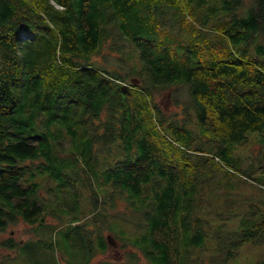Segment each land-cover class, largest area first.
<instances>
[{"label":"trees","instance_id":"1","mask_svg":"<svg viewBox=\"0 0 264 264\" xmlns=\"http://www.w3.org/2000/svg\"><path fill=\"white\" fill-rule=\"evenodd\" d=\"M20 220L0 264H88L107 233L122 264H264V0H0V234Z\"/></svg>","mask_w":264,"mask_h":264},{"label":"rangeland","instance_id":"2","mask_svg":"<svg viewBox=\"0 0 264 264\" xmlns=\"http://www.w3.org/2000/svg\"><path fill=\"white\" fill-rule=\"evenodd\" d=\"M140 63V61H138ZM110 68V67H109ZM133 76V75H132ZM130 77V76H129ZM131 78V77H130ZM137 78V77H136ZM156 101L161 105L165 111L167 112H179L181 114V106H176L172 102V92L170 89H165L163 90L160 94L156 96ZM251 136L253 135H260L258 132H252L250 134ZM262 147L258 144V142L254 143L252 145L251 151L254 153H259L261 155ZM240 152L242 153L243 156L249 154V150L242 148L240 149ZM250 189V188H248ZM51 221L52 219L49 218ZM28 228H30V225L24 223L23 221H19L18 223L12 225V230L11 231H6L4 234H0V239L8 237V234H13V237L16 240H24L30 236L31 233L28 232ZM106 236H110V238L113 240L112 242L109 243V248L108 250L103 253V254H98L93 257V259L88 263V264H122L126 259V252L128 250H135L137 254L139 255V259L141 263H145V260L143 258V255L141 254L140 251L134 248L130 247H123L122 243L118 240H116L111 234H106ZM108 241V239H107ZM250 244H244L240 248V254L234 259L230 261V264H253L254 257L256 255V251L253 248H248ZM128 264H134L128 263ZM139 264V263H137Z\"/></svg>","mask_w":264,"mask_h":264},{"label":"water","instance_id":"3","mask_svg":"<svg viewBox=\"0 0 264 264\" xmlns=\"http://www.w3.org/2000/svg\"><path fill=\"white\" fill-rule=\"evenodd\" d=\"M130 81L133 82V83H137V82H138V78H136V77H131V78H130ZM107 239H108V242H109V243L113 241V240L110 238V236H108Z\"/></svg>","mask_w":264,"mask_h":264}]
</instances>
